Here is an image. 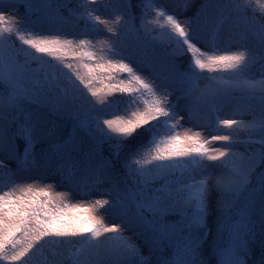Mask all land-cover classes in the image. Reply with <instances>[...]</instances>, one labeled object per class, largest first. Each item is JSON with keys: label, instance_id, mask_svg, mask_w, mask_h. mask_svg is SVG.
<instances>
[{"label": "snow or ice", "instance_id": "obj_1", "mask_svg": "<svg viewBox=\"0 0 264 264\" xmlns=\"http://www.w3.org/2000/svg\"><path fill=\"white\" fill-rule=\"evenodd\" d=\"M4 2L0 0V151H18L19 138L24 141L20 171L59 163L63 179L90 196L111 175V162L95 164L71 135L54 140L56 126H48L40 109L67 112L90 135L113 141L117 159L131 139L140 141L126 153L123 184L112 182L104 189L109 198L80 203H71L69 193L56 192L51 184L42 186L40 179H15L0 160V264H31L44 244L63 243L72 244L67 255L52 251L49 264H149V257L124 235L126 227L141 230L150 252L171 249L159 264H205L202 245L213 207L220 214L212 252L217 264H247L257 207L264 248V0H203L183 22L155 0H142L140 28L153 40L174 45L169 75L188 85L187 95L198 91L187 119H201L205 108L220 111L237 91L242 95L234 114L253 115L250 121L216 116L212 132L228 131L207 136L181 123L185 116L170 99L167 78L155 71L154 60L145 57L137 64L126 53L117 26L124 21L134 32L130 19L119 14L114 20L102 18L89 8L97 0H84L79 12L69 9L85 21L84 32L104 25L116 38L99 40L98 52L93 39L38 30L44 23L69 22L59 12L60 0H10L7 12ZM192 2L181 0V6L186 10ZM19 3L26 6L23 18L17 15ZM33 12L42 15L33 18ZM149 12L154 18L149 19ZM225 25L235 30V50L221 47ZM249 36L259 52L246 46ZM185 55L187 70L181 71L172 57ZM258 62L261 76L256 79L249 69ZM145 65L153 70L145 74ZM201 80L207 81L203 89ZM50 93L55 99L49 103ZM67 100L70 107H62ZM253 100L259 102L258 113ZM38 143L47 145L39 156L34 151ZM236 143L259 147L245 154L234 149ZM254 173L256 184L250 188ZM105 215L120 223L106 222ZM259 264H264V251Z\"/></svg>", "mask_w": 264, "mask_h": 264}, {"label": "trees", "instance_id": "obj_2", "mask_svg": "<svg viewBox=\"0 0 264 264\" xmlns=\"http://www.w3.org/2000/svg\"><path fill=\"white\" fill-rule=\"evenodd\" d=\"M123 4V10L127 9V5L129 4L130 12L128 13L126 11L125 20H131V24L134 27V32L128 31V25L124 23V21L121 22L119 26H117V32L120 35V40L122 42V45L128 54H132L133 60L139 64L141 63V60L145 57L153 59L154 63H158L159 65H162L168 69V60H169V53L171 52L172 48H174V45H168V44H162L158 40H153L150 36H146L143 29L140 28L141 24V18L143 16V8H142V0H127L125 3V0H118ZM84 0H60V8L59 12L62 16H64L69 22L60 24V23H44L42 25L36 26L39 31L41 32H48L56 31L59 29L62 34H66L69 38H72L75 36L76 38H89L93 39L94 44L96 45V50L100 48V44L98 43L99 40L102 39L103 32L101 31L100 25L97 26L98 31H88L84 32L85 27V21L79 20L75 16L70 15L69 9H72L74 12L82 11L81 5L83 4ZM110 2H117L116 0H111ZM156 5L163 7L166 11H169L170 14H175L177 11H183L184 8L181 6V0H155ZM203 3V2H202ZM10 0H5L4 2V10L7 12L9 8ZM67 5L66 7L64 5ZM55 5V4H54ZM201 5V4H200ZM199 5V6H200ZM18 7V13L17 15L21 18L25 16V9L26 6L23 3H19L15 5ZM56 6V5H55ZM198 6V8H199ZM90 9H96V12L98 14L100 6L98 3L89 5ZM124 10V11H125ZM38 14L32 13L33 18H35ZM211 15V12H210ZM155 14L154 12H149L148 17L149 19L154 18ZM234 29L231 27V25H225L224 31L222 33V40L221 43L226 44H236L234 43ZM152 42V43H151ZM16 46L20 47V42L15 41ZM246 46L249 48H254L259 52L258 47L256 46L255 39L251 36H249L248 40L245 41ZM238 47L239 45L236 44ZM26 47V46H25ZM45 59H49L45 57ZM172 59L175 61L177 67L181 71L187 70V63H188V56H174ZM54 63V61H53ZM261 63L258 62L254 64L249 69V75L259 79L261 76ZM36 63L33 62V67H36ZM146 66V65H145ZM67 71V70H65ZM205 75H216L215 73H205ZM178 83L180 89H182L181 93L186 97L185 102L182 104V107L185 108L188 114V105L190 102L195 99V96L198 94V91L196 93H193L192 95H187L188 87L186 83H183L179 79ZM78 83V82H77ZM207 81L204 82V84L200 85V88L203 89ZM242 95L240 92H234L233 98L225 100L222 104L220 111H212L209 108H205L201 112V121L204 125H206L210 131L212 130V127H214V121L216 116H220L221 118H230L235 116L234 111L237 106V100ZM49 97L55 98V94L50 93ZM114 99V97H109V100ZM63 101V102H68ZM174 103V102H173ZM251 103L256 107V112H259L258 108V101L253 100ZM176 104V103H174ZM177 106V105H176ZM33 108L36 106L33 105ZM102 107V106H97ZM41 116L44 120H46L48 123V126L51 127L53 124L56 126V136L54 137V140H63L67 139L70 135L73 137V139L79 143L82 148L91 153V158L95 164H100L103 161H110L112 164V167L108 169V172L111 173V175H106L103 179L108 183L109 186H111L112 182H119L121 185L123 184V180L126 177V170L124 167L125 164V157L126 153L129 151L131 147L136 146L139 141L140 137H136L131 139L129 143V148H125L122 150L120 157L117 159L113 155L114 149L110 147V145L113 143V141L110 140H104L102 144L100 145L99 150L97 147L94 146L90 139L89 133L84 130L83 128H80L77 124L76 118H70L63 115H58L56 113H53L51 110L46 109L45 107L40 109ZM105 116V118H110L109 114L104 113L102 114ZM241 117H246V121H250L253 119V115L245 112L243 115H237ZM83 118V117H81ZM199 120V119H198ZM196 121V120H194ZM242 136L241 138H244V133L241 132ZM16 145L18 146V151L15 153L10 152L7 148L0 151V160H2L6 165V170L11 169L12 172L15 174L14 178L17 180H22L25 177H30L31 179H43L51 176L52 174H59L60 179L62 180L63 177L61 176L60 172L57 171L60 164L59 163H53V164H42L39 159L38 163H41V166L32 168L30 171H20L18 169L17 160L18 157L23 155V148H24V141L17 138L15 141ZM48 143H52V141H48ZM242 144V143H241ZM243 150H239L237 152H242L247 154L248 151L258 148L259 145H244ZM46 144L38 143L34 149L35 153L39 156L40 150L43 147H46ZM62 163V162H60ZM257 173L261 171V168H257ZM81 176H78V179H80ZM4 180H7V177L4 178ZM68 182V181H67ZM256 184V173L252 176V183L249 185V187H254ZM219 212L215 210V215L213 217V224H212V232L209 231V235L207 239L205 240L204 244H208L209 251L207 253L208 256H210V261H214L216 257L212 254L214 244L217 241V228H216V222L219 218ZM253 215L261 216L259 207L255 210ZM114 218V217H112ZM236 217L233 216V220H235ZM114 220H118V223H120V219L118 217H115ZM208 228V226H207ZM125 230H130L137 234L138 237H140L143 241V243L146 246V253L143 254L146 257H149V264H159L160 258L162 256H167L170 254L171 249H165L163 252L156 250L150 252L149 245L145 242V236L141 234V230L136 227H126ZM209 230V228H208ZM203 231V230H202ZM226 235V234H225ZM254 240V239H253ZM252 240V242H253ZM251 241V240H250ZM255 241V240H254ZM202 245V247H203ZM72 247V244L70 243H63V244H44L41 253H37L35 256L32 257L31 264H49V262L53 259L52 257V251H56L57 253H63L64 255H67V250ZM207 257V256H206ZM206 257H203L205 260V263H209L208 259H205ZM213 259V260H211ZM210 262V263H211ZM67 264V262H66Z\"/></svg>", "mask_w": 264, "mask_h": 264}, {"label": "rangeland", "instance_id": "obj_3", "mask_svg": "<svg viewBox=\"0 0 264 264\" xmlns=\"http://www.w3.org/2000/svg\"><path fill=\"white\" fill-rule=\"evenodd\" d=\"M111 0H97V3L100 6L98 15H100L102 18H107L109 20H114L115 15H126V11L129 13L130 12V8H129V4L127 5V9L124 11L123 10V4L116 0L117 2H110ZM38 2H43V0H38ZM127 2V0H125V3ZM203 2V0H193V2L189 5V7L183 11H177L175 12L174 15H176L182 22L186 19H189L191 17H193L198 9V6ZM53 8H55V5L53 4ZM167 12H170L167 11ZM36 13V12H33ZM38 15H42V13H37ZM101 31L103 32V36L102 39H111L113 42H116V38L112 37L111 33L106 32L105 26L104 25H100ZM101 39V40H102ZM120 43L122 44L121 40ZM152 43V42H151ZM101 47V46H100ZM221 47L228 50H235L237 48L236 44H226V43H221ZM100 49V48H99ZM98 49V52H99ZM153 69L148 68L147 66H145V74H147L148 71H152ZM155 71L157 73L162 74L164 77H166V87H167V91L171 93L170 95V99L172 100V102L176 103L177 105V111L180 115H184L185 116V120L181 121V123L184 125L185 128L187 127H192L194 128V130L197 131H203L204 134L210 135V134H223L225 132H227V129H221L219 133H215L212 132V130L210 131V129L203 124V122L199 119V120H192L189 121L187 119V111L185 110L184 107H182V104L185 102L186 97L183 95V93H181L182 89H180L178 80L171 77L169 75V71L166 67L159 65L158 63H155ZM204 80H201L199 82V86L204 84ZM188 87V85H187ZM55 98H51L49 97V103L50 102H54ZM71 101L68 102H63L62 101V107H70L71 105ZM48 110H51L49 106L45 107ZM74 111V109H73ZM56 114L58 115H63V116H67L70 118H75L74 116L68 114L67 112H56ZM81 117H83V114H81ZM230 118H235V119H243V120H247L246 117H241V116H233ZM180 131H182V129H180ZM90 135V134H89ZM242 136V134H241ZM90 139L92 141V143L94 144L95 147H97V149L99 150L100 145L102 144V142L105 139H97L96 137L90 135ZM234 149L236 151L239 150H243L244 146L241 143H236L234 145ZM62 162V161H61ZM211 163V162H209ZM33 179V178H32ZM36 179V178H34ZM29 182H31V179L29 180ZM40 183L41 185H45V184H51L54 187V191L56 192H67L69 193L68 195V200L71 203H80V202H86L88 199H96V198H109L107 193L104 191V189L109 188L110 186H108V184L106 182L103 183V185L101 186L100 191H94L91 193L90 196L85 195L83 191L77 189L74 185L70 184L69 182H67L64 179H60V175L59 174H52L51 176L47 177V178H43L40 179ZM215 195V194H214ZM215 215V209L213 207V210L211 211V214L208 218L207 221V226L209 228V231L212 232V224H213V217ZM115 218H112L110 215H105V220L108 223H118V220H114ZM253 220L255 223V241L252 240L249 242V247L251 249V255L250 257H248V261L247 264H259L260 261V257L262 254V251H264V248H262V244H261V240H262V236H261V232H262V223H261V216H257V215H253ZM124 235L129 237L134 243H136L140 249L142 254L146 253V246L143 243L142 239L140 237L137 236L136 233L130 231V230H125L124 231ZM209 245L208 244H204L202 249H203V257H206L205 259L209 260V263H205V264H217V260L215 259L214 261H210V256L207 255L208 251H209ZM213 260V259H211ZM211 262V263H210Z\"/></svg>", "mask_w": 264, "mask_h": 264}]
</instances>
